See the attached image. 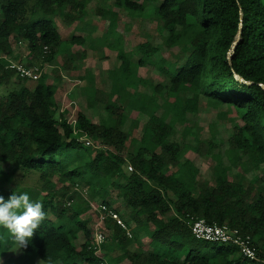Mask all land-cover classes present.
Returning <instances> with one entry per match:
<instances>
[{
	"label": "trees",
	"instance_id": "trees-1",
	"mask_svg": "<svg viewBox=\"0 0 264 264\" xmlns=\"http://www.w3.org/2000/svg\"><path fill=\"white\" fill-rule=\"evenodd\" d=\"M89 2L0 0V86L10 87L0 95V195L7 200L13 192H28L45 212L26 246L0 228V264H264V0H113L97 8L107 30L89 47L115 37L119 63L108 71L109 91L86 97L87 107L102 105L103 121L78 110L72 123L58 110L46 74L24 84L7 64L19 41L27 44V65L53 64L61 41L55 18L71 25L86 16ZM154 2L153 17L165 33L161 45L184 58L180 65L156 59L160 45L137 44V58L122 45L119 11L142 16ZM83 28L91 34L90 26ZM88 40L78 34L64 42L70 47ZM84 56V50L69 51L63 66L73 69ZM147 65L168 84L138 76ZM138 85L151 93L127 90ZM200 99L210 109L224 105L218 119L228 115L235 123L221 152L216 122L209 123L207 141L185 146L214 161L212 184L198 176L190 159L181 160L184 148L170 140L177 125L182 137L192 134L188 114L198 112ZM128 117L135 128L142 124L140 134L125 129ZM249 172L255 174L247 182L236 180ZM17 174H35L38 187L12 186ZM71 185L87 197L68 194ZM98 201L124 221L130 237L110 215L93 226L89 210ZM117 201L128 208L125 217L111 204ZM191 217L249 235L256 257H244L230 243L195 238ZM96 231L105 235L98 253L92 247ZM80 234L83 241L76 244ZM116 249L120 253L113 254Z\"/></svg>",
	"mask_w": 264,
	"mask_h": 264
},
{
	"label": "rangeland",
	"instance_id": "rangeland-1",
	"mask_svg": "<svg viewBox=\"0 0 264 264\" xmlns=\"http://www.w3.org/2000/svg\"><path fill=\"white\" fill-rule=\"evenodd\" d=\"M160 1V0H158ZM113 3V0H90V2L88 3L87 7H86V11H87V20L88 22L85 23L83 22V20H79L78 22L74 23L73 25L69 26L63 23V21L60 18H57V24L59 26V30L61 32H63V36L64 38H69L71 33H76V31H78V29L76 28H83V26H92L95 28V31L91 32V34L89 35L85 29H82V33L84 35H88V37L90 38V40L87 41L88 44V48L90 41H95V40H99L101 37L100 35L103 34L106 30H107V24L108 22L104 19H102L98 14H96V9L97 8H102L108 5H111ZM158 2H154V3H148L146 5V10H145V14L142 16H137V15H130L128 14L125 10H120L119 11V17H118V26H117V31L119 33L122 34L123 37V41H122V45L124 47V49L128 52L133 53L134 58H137L139 56V53L136 50V46L137 44L141 43V42H145L148 41L153 45H160L161 51L155 56L156 59H158L159 57H164L166 59H168L169 61H173L176 62L178 61V64L180 65L183 61V59H177L176 57L177 54H175L176 51L171 52L168 51L166 49H164L162 47V42L165 38V33L163 31H161L159 28L160 23L156 20V18L153 17V8L154 6L157 4ZM0 19H1V14H0ZM81 21V22H80ZM92 23V25L90 24ZM83 24V25H82ZM94 25V26H93ZM77 26V27H75ZM80 32V30H79ZM72 34V35H73ZM95 35V37H93V35ZM70 39V38H69ZM104 42L102 45H98L93 49L92 51V58L90 60V63L92 65V69L94 70H98L99 69V73L96 77L93 78V82L91 83V85H89V81H88V87L94 88L95 84L94 82H97V84L101 87H103L104 89H108L109 88V76H108V70L105 69V65L103 64H107V62L109 63L108 65H112L118 62V58L116 56L117 50H116V46H117V39L115 37L109 36L106 40H103ZM61 42V43H60ZM59 42V45L61 46V49L63 48H68L69 45H66V42L63 41V39ZM56 47V49L59 52V47ZM80 47V46H79ZM64 53V50H61L60 54ZM181 57L183 56L180 51L178 53ZM63 56L62 55V60H63ZM61 59V58H60ZM59 59V61H60ZM84 59V58H82ZM136 60V59H134ZM64 62V60L62 61V63ZM64 64V63H63ZM63 64H59V66H61V68L64 70L65 67L63 66ZM46 65L48 64H44L43 67H46V70H49L50 67H47ZM56 66L58 65V63L55 64ZM103 66L104 68L102 69ZM59 70V67L57 68H53V70ZM67 70V69H66ZM104 70V71H103ZM112 70V69H110ZM106 71V72H105ZM105 72V74H104ZM79 74V71L77 72ZM138 76L143 77L149 81H151L153 84H161L163 86L168 84V79L167 77H165L164 75L160 74L158 72V70L151 65H147L144 67H140L137 70ZM81 84V83H80ZM81 86V85H80ZM10 88V87H5L4 85L0 86V95H3L6 93V90ZM84 87H79V90H74L71 92H81V90ZM72 89V87H71ZM127 90L130 91L132 94H134L133 92L137 93V92H144V93H151V89L147 86H143V85H138L137 87H127ZM115 100H118V96L115 97ZM85 100L82 99V102L78 104V109H82L85 110L86 109V105H85ZM61 103V102H60ZM120 103V102H118ZM121 106L125 107V102L120 104ZM200 107L198 109V112L196 114H188V117L191 120V131L192 134H188L184 137H182V127H180L179 125H177L174 128V133L172 134V136L170 137V140L173 141H178L181 146L184 148V154L181 158V160L183 161L184 159L188 158L190 159L193 164L198 167L199 169V174L198 176L201 177L205 182H207L208 184H212V180H213V165H214V161L208 157V156H200L199 154H196L192 151H189L187 149H185L186 145H191L194 146L197 143L196 139H199V141L203 140V141H207L210 136H211V131L209 128V123L211 122H216L218 123V133H217V137L221 139V141L219 142V152L223 151L225 146H226V139L228 138V136L231 133V128L234 126V120L227 115L226 118L224 119H218L217 114L220 111H226V107L224 105L218 107L217 109H210L206 106L205 104V100L204 99H200ZM102 106V105H101ZM102 112V111H101ZM102 115L97 117L95 120L96 121H103V117L105 118L106 111H103V113H101ZM98 116V115H97ZM73 121V120H71ZM124 127L126 129H133L134 127V132L133 135H138V132L140 134V130L142 127V124L138 125L137 128H135L133 121L131 120L130 117L127 118V120L125 121V125ZM84 142L86 140H89L90 142L91 139L89 138H83L82 139ZM130 150V146L128 147L127 151ZM3 169H7L8 170V166H5ZM129 170V169H128ZM236 169H233V173H236ZM255 173L254 172H249L246 173L244 176H239L236 177V180H245L246 182L248 180H250L253 175ZM54 180H56V177H54ZM17 183L20 184H27L28 186H37L38 184L36 183V176L35 174H30L27 177H20L19 174L15 175L14 180L12 181L11 185L12 186H17ZM21 185V184H20ZM77 186L71 185L69 186V193L71 194L72 192H76V197L77 195L79 196V194L82 197H87V193L86 191H80V189H77ZM77 189V190H75ZM58 198H61L60 196ZM62 199V198H61ZM76 198L74 197V200ZM68 201V200H67ZM97 203V202H96ZM99 203V201H98ZM92 204L95 205V202H92ZM111 204L114 207H117L119 210H121V214L123 217H125V213L128 210V208L124 207L122 208L121 204L119 201H117V203H115L116 205H114L113 202H111ZM90 216L92 217V220L94 221V225L96 228L99 224H101V220H99V217H97V213L93 212L91 210H89ZM133 225H129V227L131 228ZM83 241V237L80 234L78 240H76V244H79L80 242ZM130 250L134 249V245L132 244L131 246H129ZM113 254H117L120 253L119 250H113L112 251ZM1 261L3 260L0 259ZM108 264V263H106ZM121 264H129L128 261H124Z\"/></svg>",
	"mask_w": 264,
	"mask_h": 264
},
{
	"label": "crops",
	"instance_id": "crops-1",
	"mask_svg": "<svg viewBox=\"0 0 264 264\" xmlns=\"http://www.w3.org/2000/svg\"><path fill=\"white\" fill-rule=\"evenodd\" d=\"M86 18H87V16L82 18L83 22H85V23L88 22V20ZM56 19L57 18H55V22L57 24ZM76 22H78V21H75L74 23H76ZM74 23H72L71 25H73ZM90 24L92 25V23H90ZM71 25H69V26H71ZM57 27L59 29L58 24H57ZM75 27H77V26H75ZM94 27L90 26V28H92L93 32L95 31ZM76 29H78V31H76V33H74V34L71 33L70 37L72 36V34L73 35H78V34L84 35L81 31L84 28H82V29L76 28ZM79 30H80V32H79ZM59 32H60L61 40L62 39H63V41L69 40L70 37L65 39L63 36V32H61L60 30H59ZM85 32H87V30ZM95 35L96 34H94L93 37H95ZM89 46H90V44H89ZM59 49L60 50L57 53V55L55 56L53 64L46 65L47 67H50V69L46 70L47 68L43 67L42 72L47 75V81L51 82L55 86V89H56L55 100H56L58 110L60 112L66 113L68 120L71 121V120H74V118H73L74 113L77 112L78 110H82V109H78V104L82 102V99L87 101L86 97L92 96L96 90H103L104 92H108L109 88L104 89L103 87L99 86L97 84V82H94V84H95L94 88L88 87V81L90 83L89 85H91V83L93 82V78L98 75L99 69L98 70L92 69V65L90 63V60L92 58L91 53H92L93 49L88 48L87 42H85L80 47L77 45H73V46H70L68 48L66 47V48L61 49V46H60ZM12 50H13L12 56L9 57L8 60L22 62V63L27 64L26 55H27L28 49H27L26 42H24V41L13 42ZM61 50H64V53L60 54ZM82 50L85 51L84 59L76 60L74 62V68L73 69H67V70L64 69L63 70L61 68V66H59V64L64 63V62L62 63V61L65 60V57L67 56L69 51L81 52ZM62 55H64L63 60H62ZM59 59H60V61H59ZM56 63H58L57 66L55 65ZM118 63H119V61L117 63L113 64L114 66H112V65H108L109 63L107 62V64H103V65H105L106 66L105 69L109 71V69L116 67L118 65ZM56 67L57 68L59 67V70H57V69L53 70V68H56ZM101 67H102V69L104 68L103 66H101ZM78 71H79V74L77 73ZM105 72H104V74H105ZM29 82H30V80H28V79L23 80L24 84H28ZM80 85L82 87H84L81 90V92H71V91H73V89L79 90V87H81ZM71 87H72V89H71ZM85 105H86V109L82 110V111L84 113L88 114L89 116H91L93 121H96L95 119L97 117L101 116L102 115L101 113H103V111H105L101 105H96V106H93L90 108L87 107L86 102H85ZM103 116L106 117V114ZM103 119H104V117H103ZM115 203H117V202H115ZM115 203H114V205H116ZM91 211L96 212L93 208L91 209Z\"/></svg>",
	"mask_w": 264,
	"mask_h": 264
},
{
	"label": "built area",
	"instance_id": "built-area-1",
	"mask_svg": "<svg viewBox=\"0 0 264 264\" xmlns=\"http://www.w3.org/2000/svg\"><path fill=\"white\" fill-rule=\"evenodd\" d=\"M7 68L15 70L19 77L28 80H37L43 70V67H38L36 65H27L26 63L12 60H9ZM71 122L73 123L74 120ZM85 144L92 145L93 143L89 140H86ZM128 169L131 170V167L128 166ZM91 206L97 212V217H99V220L102 221L107 215H110L126 230L128 236H131V232L126 228L124 221L119 218L116 213L108 210L102 203H95V205L91 203ZM190 221L191 231L195 238L207 241L230 243L236 245L239 248L240 253L244 257L249 259H254L256 257L255 247L249 235H242L237 229L231 228L227 224L209 223L204 218L191 217ZM104 241L105 235L100 231H96L92 242V247L95 249V253L99 252L100 246ZM99 264L106 263L100 262Z\"/></svg>",
	"mask_w": 264,
	"mask_h": 264
},
{
	"label": "clouds",
	"instance_id": "clouds-1",
	"mask_svg": "<svg viewBox=\"0 0 264 264\" xmlns=\"http://www.w3.org/2000/svg\"><path fill=\"white\" fill-rule=\"evenodd\" d=\"M43 205L30 198L28 192H13L7 200L0 195V228L7 229L20 245L26 246L45 219Z\"/></svg>",
	"mask_w": 264,
	"mask_h": 264
},
{
	"label": "water",
	"instance_id": "water-1",
	"mask_svg": "<svg viewBox=\"0 0 264 264\" xmlns=\"http://www.w3.org/2000/svg\"><path fill=\"white\" fill-rule=\"evenodd\" d=\"M237 39H238V35H237V37H236V40L233 42V44H232V47H231V51L234 49V46H235V44H236V42H237ZM237 78H238V80H242L240 77H238L237 75H235Z\"/></svg>",
	"mask_w": 264,
	"mask_h": 264
}]
</instances>
